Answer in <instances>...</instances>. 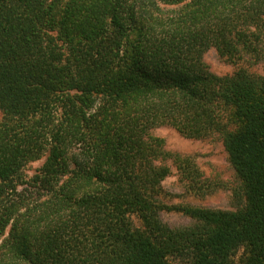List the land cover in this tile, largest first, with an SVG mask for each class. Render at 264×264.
I'll return each instance as SVG.
<instances>
[{"label": "trees", "instance_id": "16d2710c", "mask_svg": "<svg viewBox=\"0 0 264 264\" xmlns=\"http://www.w3.org/2000/svg\"><path fill=\"white\" fill-rule=\"evenodd\" d=\"M211 49L264 53V0H0V264H264V75ZM161 127L221 137L235 211L168 205Z\"/></svg>", "mask_w": 264, "mask_h": 264}, {"label": "rangeland", "instance_id": "374dc122", "mask_svg": "<svg viewBox=\"0 0 264 264\" xmlns=\"http://www.w3.org/2000/svg\"><path fill=\"white\" fill-rule=\"evenodd\" d=\"M204 63L209 71L225 76L238 68H245L257 75H264V53L241 58L235 64L221 59L214 49L204 55ZM2 113L0 112V120ZM155 137L164 140L165 151L189 158L194 162L200 172V184L194 191H188L180 176L172 167L171 176L163 183L168 205H186L203 209L235 211L239 204L240 182L237 179L227 159L221 137L216 136L209 140H190L181 136L170 127H161L153 131ZM41 166V162L34 163L28 170V176ZM162 219L171 227L180 228L192 224V221L179 213H163ZM241 250L237 255L235 264L243 256Z\"/></svg>", "mask_w": 264, "mask_h": 264}]
</instances>
